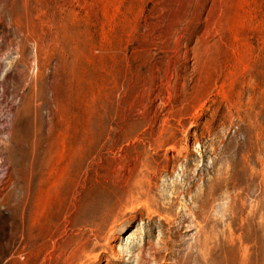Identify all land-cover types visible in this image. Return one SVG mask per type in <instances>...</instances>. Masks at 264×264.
Masks as SVG:
<instances>
[{
	"label": "rangeland",
	"instance_id": "1",
	"mask_svg": "<svg viewBox=\"0 0 264 264\" xmlns=\"http://www.w3.org/2000/svg\"><path fill=\"white\" fill-rule=\"evenodd\" d=\"M0 79V264L28 188L55 259L264 264V0H0Z\"/></svg>",
	"mask_w": 264,
	"mask_h": 264
},
{
	"label": "bare ground",
	"instance_id": "2",
	"mask_svg": "<svg viewBox=\"0 0 264 264\" xmlns=\"http://www.w3.org/2000/svg\"><path fill=\"white\" fill-rule=\"evenodd\" d=\"M30 199H31V191L28 188L27 190L23 191L22 197L19 200L20 201L19 203L21 205V210H20L21 218H20V226L16 231V233L20 237V242L24 247L23 249L26 252V254L22 256L23 258L21 264H33V262L36 263L39 260H41L40 264H75V262L78 260L77 257L64 261L60 257L56 259L54 258L53 254L56 252L55 244L54 246L52 245L51 247L49 245L50 241L48 242L47 239H51L53 236H55L56 231L53 232L50 231L49 234L41 233L37 228V224L27 219V215H26L27 206L30 203ZM50 247L52 248V251L49 253V255H42L44 252L48 251ZM107 261L110 262V260ZM165 263L166 262H162L161 264H165ZM174 264H181V263L175 262Z\"/></svg>",
	"mask_w": 264,
	"mask_h": 264
}]
</instances>
